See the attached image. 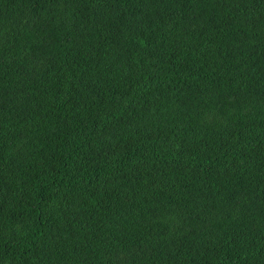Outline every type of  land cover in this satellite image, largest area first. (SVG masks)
I'll use <instances>...</instances> for the list:
<instances>
[{"label": "trees", "instance_id": "16d2710c", "mask_svg": "<svg viewBox=\"0 0 264 264\" xmlns=\"http://www.w3.org/2000/svg\"><path fill=\"white\" fill-rule=\"evenodd\" d=\"M0 264H264V0H0Z\"/></svg>", "mask_w": 264, "mask_h": 264}]
</instances>
